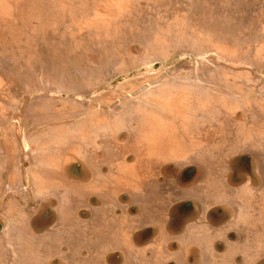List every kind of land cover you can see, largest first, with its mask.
<instances>
[{"label": "crops", "instance_id": "crops-1", "mask_svg": "<svg viewBox=\"0 0 264 264\" xmlns=\"http://www.w3.org/2000/svg\"><path fill=\"white\" fill-rule=\"evenodd\" d=\"M214 59L90 75L27 120L0 91V264H68L75 242L73 264L263 263L264 75Z\"/></svg>", "mask_w": 264, "mask_h": 264}, {"label": "rangeland", "instance_id": "rangeland-1", "mask_svg": "<svg viewBox=\"0 0 264 264\" xmlns=\"http://www.w3.org/2000/svg\"><path fill=\"white\" fill-rule=\"evenodd\" d=\"M191 57L231 58L264 75V0H0V91L26 120L98 89L90 75L116 84L161 67L159 80ZM237 159L227 166L238 184L246 174ZM251 162L261 182L264 164Z\"/></svg>", "mask_w": 264, "mask_h": 264}]
</instances>
